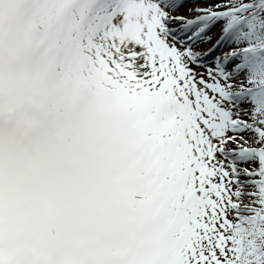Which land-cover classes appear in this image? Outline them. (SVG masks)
<instances>
[{"label":"snow or ice","instance_id":"obj_1","mask_svg":"<svg viewBox=\"0 0 264 264\" xmlns=\"http://www.w3.org/2000/svg\"><path fill=\"white\" fill-rule=\"evenodd\" d=\"M0 264H264V0H0Z\"/></svg>","mask_w":264,"mask_h":264}]
</instances>
